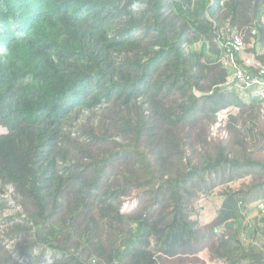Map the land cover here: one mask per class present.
<instances>
[{
    "label": "trees",
    "instance_id": "16d2710c",
    "mask_svg": "<svg viewBox=\"0 0 264 264\" xmlns=\"http://www.w3.org/2000/svg\"><path fill=\"white\" fill-rule=\"evenodd\" d=\"M227 28L264 65V0H0V264H264V119L222 87Z\"/></svg>",
    "mask_w": 264,
    "mask_h": 264
},
{
    "label": "built area",
    "instance_id": "2783aa9c",
    "mask_svg": "<svg viewBox=\"0 0 264 264\" xmlns=\"http://www.w3.org/2000/svg\"><path fill=\"white\" fill-rule=\"evenodd\" d=\"M251 34H256V28ZM216 43L220 50L219 61L227 72L222 83L223 89L255 100L264 119V65L253 52L248 51L254 46L253 43H247L235 28L222 29L216 36ZM230 113L229 108L218 113L216 121L210 128L213 138L226 136L225 121ZM11 192V188H8L3 196L9 197ZM253 208L264 214V201L256 202ZM125 210H128L127 206L122 209Z\"/></svg>",
    "mask_w": 264,
    "mask_h": 264
},
{
    "label": "rangeland",
    "instance_id": "374dc122",
    "mask_svg": "<svg viewBox=\"0 0 264 264\" xmlns=\"http://www.w3.org/2000/svg\"><path fill=\"white\" fill-rule=\"evenodd\" d=\"M239 95H241V94H239ZM243 97L245 98V100H248L247 97H245V96H243ZM229 109H230V111L233 110L231 108H229ZM211 132H212L211 129H209V136L212 139H222L220 137L219 138H213ZM227 135H228V132H227L226 136ZM225 137H223V138H225ZM248 179H249V177L248 178L241 177V178H239V179H237L235 181H231V182L227 183L226 185L220 186V187L214 189L213 191H211L210 193L206 194L205 196H203L198 202V207L202 211L203 218L208 221L215 215L218 207L221 204L222 196H221L220 192H221V189L223 187L228 186V187H231V188H236L239 185H241L242 182L248 181ZM11 191H12V189H11ZM12 192L9 194L10 196H11ZM13 204H14L13 201L9 200V205H10L9 208L2 215H0V220H1L0 221V230H2V228L4 227L3 224L5 223L4 219H2V218H4L7 215H10V214L16 212L17 210H20V207L18 205H13ZM135 204H136V198L132 197L131 199H128V200H126L124 202L122 209L127 206L128 210H125L124 212H128ZM255 213H256V210L255 211L253 210V212H251V215H248V217L250 218V216L254 215ZM218 231L220 232V229H218ZM7 247H8L9 250L13 249V246L11 247L10 243L7 245Z\"/></svg>",
    "mask_w": 264,
    "mask_h": 264
}]
</instances>
